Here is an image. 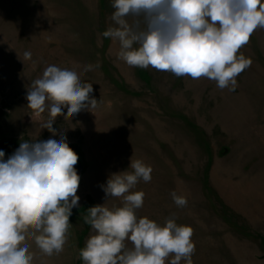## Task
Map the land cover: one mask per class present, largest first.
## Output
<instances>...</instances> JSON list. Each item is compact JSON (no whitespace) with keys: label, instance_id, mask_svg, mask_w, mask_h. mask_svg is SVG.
Returning a JSON list of instances; mask_svg holds the SVG:
<instances>
[{"label":"rangeland","instance_id":"obj_1","mask_svg":"<svg viewBox=\"0 0 264 264\" xmlns=\"http://www.w3.org/2000/svg\"><path fill=\"white\" fill-rule=\"evenodd\" d=\"M113 11L111 0H0L4 159L6 144L64 135L85 168L63 251L48 256L29 236L33 264H84L79 252L95 233L83 216L95 205L122 206L101 185L112 173L132 171L131 159L152 168L151 181L131 190L145 194L137 217L163 225L174 216L190 226L193 264H264V28L240 49L252 64L229 91L203 77L128 66L117 56L119 43L102 35L114 26ZM26 51L31 60H24ZM49 65L76 71L98 100L92 112L58 116L55 136L32 121L26 100ZM173 191L187 206L177 207Z\"/></svg>","mask_w":264,"mask_h":264},{"label":"clouds","instance_id":"obj_2","mask_svg":"<svg viewBox=\"0 0 264 264\" xmlns=\"http://www.w3.org/2000/svg\"><path fill=\"white\" fill-rule=\"evenodd\" d=\"M111 6L114 26L102 35L119 43L120 60L177 77L207 78L221 90L235 91L237 77L252 64L240 49L264 28V0H111ZM23 58L31 60V52ZM95 67L99 64L84 71ZM93 91L76 71L49 65L27 90L30 117L55 136L58 116L66 119L97 107ZM4 157L0 150V264H33L29 236L44 254H59L72 210L79 206V156L60 135L59 140H22ZM129 167L132 171L112 173L101 185L107 198H122V206L95 205L83 216L95 234L79 257L84 264H193L190 226L178 225L174 216L163 225L137 217L145 194L131 190L140 180L151 181L152 168L139 159H131ZM171 196L177 207L187 206L184 196L175 191Z\"/></svg>","mask_w":264,"mask_h":264},{"label":"water","instance_id":"obj_3","mask_svg":"<svg viewBox=\"0 0 264 264\" xmlns=\"http://www.w3.org/2000/svg\"><path fill=\"white\" fill-rule=\"evenodd\" d=\"M18 147H19L18 145L13 144V143L6 144V148L9 150L10 156L16 151V149ZM71 149H73L75 151V153H77V155L79 156L78 163L76 164L75 167H76L77 173L80 176V180H81V178L84 174V164H83V161H82L78 151L75 148H71Z\"/></svg>","mask_w":264,"mask_h":264},{"label":"trees","instance_id":"obj_4","mask_svg":"<svg viewBox=\"0 0 264 264\" xmlns=\"http://www.w3.org/2000/svg\"><path fill=\"white\" fill-rule=\"evenodd\" d=\"M80 154V153H79ZM80 157H81V159H82V156H81V154H80ZM84 170H85V168H84Z\"/></svg>","mask_w":264,"mask_h":264}]
</instances>
